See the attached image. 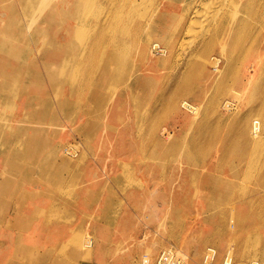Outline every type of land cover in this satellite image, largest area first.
I'll return each instance as SVG.
<instances>
[{"label":"rangeland","instance_id":"374dc122","mask_svg":"<svg viewBox=\"0 0 264 264\" xmlns=\"http://www.w3.org/2000/svg\"><path fill=\"white\" fill-rule=\"evenodd\" d=\"M208 1L0 0V264H82V250L91 264H155L164 251L201 264L207 247L219 264L240 248L239 224L249 248H264V138L247 146L232 133L235 114L264 122V0ZM52 42L62 51L45 57ZM49 228L61 235L51 243Z\"/></svg>","mask_w":264,"mask_h":264},{"label":"bare ground","instance_id":"6f19581e","mask_svg":"<svg viewBox=\"0 0 264 264\" xmlns=\"http://www.w3.org/2000/svg\"><path fill=\"white\" fill-rule=\"evenodd\" d=\"M134 1V0H133ZM166 1V0H165ZM177 1H179V0H177ZM196 1V0H195ZM210 1V0H209ZM209 1L207 2V4L209 3ZM218 1V0H217ZM217 1H214V0H212V1H210L211 3L212 2H217ZM223 1V0H222ZM205 2V1H204ZM253 2V1H252ZM251 2V3H252ZM28 3V2H27ZM39 3V2H38ZM50 3V2H49ZM173 3V2H172ZM210 3V9H209V7H208V5L207 6H205V7H207L208 9L207 10H209V11H207V10H205V12L207 11V13L206 14H208V12H210V13H212V10H211V5L213 4H211ZM245 3V2H244ZM256 3V2H255ZM129 4H130V2H129ZM128 4V5H129ZM142 4V3H141ZM206 4V3H205ZM204 4V5H205ZM221 4H222V2H221ZM242 5L243 3H241V0H224V2H223V4H222V6L224 5V7H225V9L227 10H230L229 8L230 7H232L234 10H235V8L237 9V7L239 6V5ZM250 4V3H249ZM32 5H35V4H32ZM84 5H85V3H84ZM201 5V4H200ZM203 5V6H204ZM216 5V4H215ZM219 5V4H218ZM245 5V4H244ZM259 5V4H258ZM30 6V5H29ZM37 6V5H36ZM43 7L45 6V5H42ZM47 6V5H46ZM82 6H83V4H82ZM109 6V5H108ZM111 6V5H110ZM119 6V5H118ZM186 6V5H185ZM191 6V5H190ZM262 6V5H261ZM264 6V5H263ZM23 7V6H22ZM25 7V6H24ZM27 7V6H26ZM182 7H184V6H181V8ZM192 7V6H191ZM205 7H202V11H203V8H205ZM245 7V6H244ZM257 7V6H256ZM31 8H34V7H31ZM128 8V7H127ZM189 8V7H188ZM196 8V7H195ZM219 8H223V7H218V9ZM259 7H257L256 9H258ZM262 8V7H261ZM213 9V8H212ZM217 9V10H218ZM239 9L241 10V9H243V7L242 8H240L239 7ZM44 10V9H43ZM81 10V9H80ZM126 10V9H125ZM124 10V11H125ZM128 10V9H127ZM126 10V11H127ZM211 10V11H210ZM226 10H221L222 11V13L218 16V18L216 19V20H213V24L208 28L207 27V36H208V43L210 42V40L213 38V36L215 35V33L217 34V28L220 26V25H222V23H224V21H225V19H227V18H225V13H226ZM39 11H42V8H40L39 9ZM188 11V10H187ZM214 11H216V9L214 10ZM213 11V12H214ZM247 11V10H246ZM35 12V11H34ZM129 12V11H128ZM127 12V13H128ZM135 12V11H134ZM205 12H203L204 13V15H205ZM217 12V11H216ZM215 12V13H216ZM232 12V11H231ZM253 12V11H252ZM259 12V11H258ZM28 13V12H27ZM39 13V12H38ZM130 13V12H129ZM195 14H196V12H194ZM209 13V14H210ZM218 13H219V10H218ZM224 13V14H223ZM234 11L232 12V14L231 15H233L234 16ZM240 13H242V12H240ZM256 13V12H255ZM31 14V13H30ZM29 14V15H30ZM79 14V13H78ZM87 14V13H86ZM110 14V13H109ZM123 14V13H122ZM125 14H126V12H125ZM156 14V13H155ZM155 14H154V16H155ZM199 14H201V13H199L198 12V16H199ZM238 14V13H237ZM253 14V13H252ZM34 15V14H33ZM124 15V14H123ZM162 15H164V14H162ZM189 15V14H188ZM215 15V14H214ZM214 15H212V14H210V16L211 17H213ZM254 15H256V14H254ZM258 15V14H257ZM260 15V14H259ZM258 15V16H259ZM24 16V15H23ZM31 16V15H30ZM77 16H79V15H77ZM121 16V15H120ZM165 16V15H164ZM206 16L207 15H205L204 17H205V19H206ZM216 16V15H215ZM214 16V17H215ZM232 16V17H233ZM243 16V15H242ZM129 17H131V15L129 16ZM133 17V16H132ZM131 17V18H132ZM177 17V16H176ZM186 17V16H185ZM197 17V16H196ZM200 17V16H199ZM203 17V18H204ZM240 17V16H239ZM244 17H245V15H244ZM250 17V16H249ZM248 17V18H249ZM253 17H255V16H253ZM253 17H251V18H253ZM257 17V16H256ZM255 17V18H256ZM38 19L39 17L37 16V17H33L32 19H30V20H28V22H27V24H25V26H24V31H21V34H23V32L25 33V34H27V31H31V29L32 28H34L33 29V31H34V33L36 32V27L37 26H34L35 24H37V22H36V19ZM80 18H81V16H80ZM122 18V17H121ZM126 18V17H125ZM195 18V17H194ZM198 18V17H197ZM207 18H209V16L207 17ZM243 18V17H242ZM248 18H246V19H248ZM77 19H78V17H77ZM96 19V18H95ZM127 19V18H126ZM126 19H124L123 18V20H126ZM130 19V18H129ZM176 19V18H175ZM240 19V18H239ZM25 20V19H24ZM45 20L46 21H50L51 20V16H46L45 17ZM78 20H80V19H78ZM116 20V19H115ZM195 20V19H194ZM193 20V21H194ZM197 20V19H196ZM249 20V19H248ZM257 20V19H256ZM97 21V20H96ZM127 21V20H126ZM136 21V20H135ZM210 22L211 21V19H209V20H207V22ZM231 21V20H230ZM237 21V20H236ZM235 21V22H236ZM242 21V20H241ZM263 21H264V16H263ZM20 22V21H19ZM79 22V21H78ZM113 22V21H112ZM116 22V21H115ZM124 22V21H123ZM128 22H129V20H128ZM127 22V23H128ZM137 22V21H136ZM139 22V21H138ZM243 22V21H242ZM249 22V21H248ZM247 22V23H248ZM253 22H255V20L253 21ZM22 23V22H21ZM99 23H100V21H99ZM102 23V22H101ZM100 23V24H101ZM135 23V22H134ZM146 23V22H145ZM195 23V22H194ZM211 23V22H210ZM261 23V22H260ZM33 24V25H32ZM229 24H230V22H229ZM236 24V23H235ZM251 24V23H250ZM257 24V23H256ZM17 25H18V23H17ZM99 25V24H98ZM125 25V24H124ZM142 25V24H141ZM249 25V24H248ZM129 26V25H128ZM206 26V25H205ZM204 26V27H205ZM208 26V25H207ZM242 26L243 25H241V28H242ZM263 26V25H262ZM144 27V26H143ZM148 27V26H147ZM178 27H180V26H178ZM237 27V26H236ZM239 27H240V25H239ZM238 27V28H239ZM247 28H249L250 26H246ZM59 28V27H58ZM86 28V27H85ZM93 28V27H92ZM100 28V27H99ZM103 28V27H102ZM137 28V27H136ZM135 28V29H136ZM146 28V27H145ZM155 28V27H154ZM153 28V29H154ZM190 28V27H189ZM189 28H188V30H186L187 32L186 33H191L190 31H189ZM220 28V27H219ZM241 28H239V29H241ZM247 28H245V29H247ZM252 28V27H251ZM251 28L250 29H248V30H251ZM262 28V27H261ZM91 29V28H90ZM101 29V28H100ZM99 29V30H100ZM187 29V28H186ZM254 29V28H253ZM38 30V29H37ZM130 30V29H129ZM144 30V29H143ZM169 30V29H168ZM180 30V29H179ZM179 30H177V31H179ZM232 30H233V28H232ZM235 30V29H234ZM96 31H98L97 29H96ZM136 31V30H135ZM195 31V30H194ZM193 31V32H194ZM220 31V30H219ZM230 31V30H229ZM236 31H237V29H236ZM253 31V30H252ZM262 31V30H261ZM5 32V31H4ZM150 32V31H149ZM152 32V31H151ZM157 32V31H156ZM238 32V31H237ZM241 32V31H240ZM246 33H247V30L245 31ZM254 32V31H253ZM89 33H91V32H89ZM94 33H96V32H94ZM130 33V32H129ZM196 33V32H195ZM261 33V32H260ZM263 33V32H262ZM135 34V33H134ZM140 34V33H139ZM191 34H193V33H191ZM197 34V33H196ZM230 34V33H229ZM264 34V33H263ZM5 35V34H4ZM93 35H95V34H93ZM92 35V36H93ZM130 35V34H129ZM136 35H138V34H136ZM141 35V34H140ZM166 35V34H165ZM172 35H174V33H172ZM190 35V34H189ZM195 35V34H194ZM245 35V34H244ZM252 35V34H251ZM255 35V34H254ZM253 35V36H254ZM32 36H33V34H32ZM34 36L36 37V34H34ZM96 36H99V34H97ZM95 36V37H96ZM187 36V35H186ZM197 35H195V37H196ZM90 37V36H89ZM94 37V38H95ZM130 37H132V36H130ZM134 37V36H133ZM140 37V36H139ZM138 37V38H139ZM150 37V36H149ZM166 37V36H165ZM173 37V36H172ZM193 37V36H192ZM218 37V35L216 36V38ZM235 37V36H234ZM248 37V36H247ZM258 37H259V35H258ZM32 38V37H31ZM199 38V37H198ZM246 38V37H245ZM249 38H250V36L248 37V40H249ZM90 39V38H89ZM96 39V38H95ZM98 39V38H97ZM131 39V38H130ZM252 39V38H251ZM261 39H262V37H261ZM92 40V39H91ZM157 40V39H156ZM163 40V39H162ZM170 40V39H169ZM260 40V39H259ZM96 41V40H95ZM129 41V40H128ZM135 41H138V40H135ZM141 41H143L142 39H141ZM145 41V40H144ZM182 41V40H181ZM27 42V41H26ZM29 42H30V40H29ZM92 42H94V41H92ZM98 42V41H97ZM146 42V41H145ZM183 42V41H182ZM185 42V41H184ZM195 42V41H194ZM248 42V41H247ZM87 43H90L89 41L87 42ZM107 43V42H106ZM147 43V42H146ZM156 43V42H155ZM206 43V42H205ZM205 43H203V44H205ZM207 43V44H208ZM233 43V42H232ZM243 43V42H242ZM241 43V44H242ZM27 44V43H26ZM97 44V43H96ZM99 44H100V40H99ZM123 44V43H122ZM125 44V43H124ZM148 44V43H147ZM152 44V43H151ZM154 44V43H153ZM182 44V43H181ZM257 44V43H256ZM61 43L59 42V44H56V43H54V42H52V43H50L49 44V49H47L46 51H45V53H44V56L45 57H58V53L59 52H61L62 51V49H61ZM88 45V44H87ZM127 45V44H126ZM129 45H131V44H129ZM167 45H169V44H167ZM258 45V44H257ZM256 45V46H257ZM99 46V45H98ZM208 46H210V44L208 45ZM207 46V47H208ZM255 46V45H254ZM256 46H255V48H256ZM259 46V45H258ZM117 46H115V48H116ZM120 47V46H119ZM122 47V46H121ZM126 47V46H125ZM136 47V46H135ZM206 47V46H205ZM245 47V46H244ZM243 46L241 47V49L242 48H244ZM89 49H90V47H89ZM99 49V48H98ZM120 49V48H119ZM208 49H209V47H208ZM78 50V49H77ZM87 50V49H86ZM117 50V49H116ZM207 50V49H206ZM205 50V48H204V52L206 51ZM244 50V49H243ZM38 51V50H37ZM91 51H92V49H91ZM96 51V50H95ZM131 51V50H130ZM202 51V53H203V55H204V52H203V50H201ZM242 51V50H241ZM261 51V50H260ZM82 52V51H81ZM87 52V51H86ZM85 52V53H86ZM254 52H256V50L254 51ZM253 52V53H254ZM259 52V51H258ZM94 53V52H93ZM97 53V51L95 52V54ZM119 53V52H118ZM121 53V52H120ZM155 53V52H154ZM207 53V52H206ZM250 53V52H249ZM87 54V53H86ZM220 54H221V56H222V58L223 57H227V55L224 53V51H223V48H221V50H220ZM37 55V54H36ZM85 55V54H84ZM90 55V54H89ZM114 55V54H113ZM129 55V54H128ZM153 55V54H152ZM200 55H201V53H200ZM43 56V57H44ZM86 56V55H85ZM96 56V55H95ZM100 56V55H99ZM131 56V55H130ZM202 56V55H201ZM200 56V57H201ZM37 57V56H36ZM88 56H86V58H87ZM193 57V56H192ZM90 58V57H89ZM96 58V57H95ZM100 58V57H99ZM130 58V57H129ZM197 58H198V56H197ZM205 58V57H204ZM233 58H235V57H233ZM263 58V57H262ZM228 59H230V58H228ZM187 60V59H186ZM190 60V59H189ZM202 60H203V58H202ZM0 62L2 63V64H0V76H7V74H8V71H7V66H8V64L4 61V60H0ZM98 62V61H97ZM189 62V61H188ZM225 62V61H224ZM223 62V63H224ZM259 62V61H258ZM160 63V62H159ZM64 64V63H63ZM157 64H158V61H157ZM189 64V63H188ZM196 64L198 65V63L196 62ZM201 64V63H200ZM199 64V65H200ZM60 65V64H59ZM59 65H58V67H59ZM98 65V64H97ZM193 65V64H192ZM198 65V66H199ZM232 65V64H231ZM63 66H61V68H62ZM192 67V66H191ZM224 67H226V66H224ZM229 67V66H228ZM231 67V66H230ZM196 68H198L197 66H196ZM195 68V69H196ZM60 69V68H59ZM225 69V68H224ZM63 70H65V69H63ZM223 70V69H222ZM232 69H230V71H231ZM227 71H229L228 69H227ZM226 71V72H227ZM229 71V72H230ZM32 72V71H31ZM223 72V71H222ZM229 72H228V74H229ZM264 72V71H263ZM27 73V72H26ZM193 74V73H192ZM226 74V73H225ZM231 74H232V72H231ZM27 75V74H26ZM194 75V74H193ZM204 76H206V75H204ZM261 76H263V75H261ZM191 76L189 75V78H190ZM207 77V76H206ZM223 77V76H222ZM233 77V76H232ZM186 78H187V75H186ZM186 78H184V79H186ZM188 78V79H189ZM225 78V77H224ZM224 78H222V79H224ZM227 78V77H226ZM230 78V77H229ZM221 79V78H220ZM227 80H228V78H227ZM3 81V80H2ZM184 81V80H183ZM182 81V82H183ZM209 81V80H208ZM226 81V80H225ZM6 82V81H5ZM16 82V81H15ZM222 82H223V80H222ZM230 82V81H229ZM188 83V82H187ZM186 83V80H185V84H187ZM221 83V82H220ZM240 83V82H239ZM247 83V82H246ZM251 83V82H250ZM222 84V83H221ZM183 85V84H182ZM188 85V84H187ZM225 85H226V83H225ZM227 85H229V84H227ZM11 86H12V84H11ZM184 86V85H183ZM219 86V85H218ZM222 86H224L223 84H222ZM187 87V86H186ZM220 87V86H219ZM228 87V86H227ZM230 87V86H229ZM255 87H259V86H255ZM262 87V86H261ZM15 88V87H14ZM189 88V87H188ZM213 88V87H212ZM221 88V87H220ZM185 89V88H184ZM183 88L182 89H179L178 88V90H176V93L175 94H181V93H183V94H181V95H183L184 96V94L185 93H187L186 92V89L184 90ZM223 89H225V88H222V91H223ZM230 89V88H229ZM253 89V88H252ZM255 89V88H254ZM253 89V90H254ZM188 90V89H187ZM249 90V89H248ZM256 90V89H255ZM220 91H221V89H220ZM229 91V95H230V97H239V96H241L242 94H243V92H245V91H247L246 90V87H244L243 89H238V90H235V89H231V90H228ZM258 91V90H257ZM254 92H256V91H254ZM220 93V92H219ZM251 93H252V91H251ZM10 94V93H9ZM13 94V93H12ZM174 94V95H175ZM181 95H179V96H181ZM186 95V94H185ZM226 95V94H225ZM220 96V95H219ZM250 96V95H249ZM257 96V95H256ZM4 97H7V96H4ZM217 97V96H216ZM1 98V97H0ZM174 96H172V104L174 105ZM179 98V97H178ZM218 98V97H217ZM254 98V97H253ZM210 99V98H209ZM216 99V98H215ZM2 100V99H1ZM211 100V99H210ZM183 101H185V100H182L181 102H180V105L183 103ZM217 100H215V102H216ZM250 101V100H249ZM257 101V100H256ZM264 101V100H263ZM259 102V101H258ZM2 103V102H1ZM8 103V102H7ZM6 103V104H7ZM175 103H176V101H175ZM214 103V102H213ZM264 103V102H263ZM263 103H258L257 105V108H254L255 109V111H256V113H255V116H257L258 118H261V117H264V104ZM4 104V103H3ZM24 104L25 105H27V106H29L30 108L32 107V106H34L35 105V107L37 106V109H40V107L38 106V103H35L34 101H33V98L31 97V96H26L25 97V102H24ZM213 105V104H212ZM215 106H216V104H214ZM253 105V104H252ZM211 106V105H210ZM5 107V106H4ZM62 107V106H61ZM202 107V106H201ZM204 107V106H203ZM9 108V107H8ZM67 108V107H66ZM209 108V106L206 108V109H208ZM211 108H212V106H211ZM47 109V108H46ZM62 109L64 110L65 108H63L62 107ZM68 109V108H67ZM253 109V110H254ZM211 111H212V109H210ZM206 111V110H205ZM215 111V110H214ZM38 112V111H37ZM208 112V111H207ZM213 112V111H212ZM211 113V112H210ZM38 115L39 114H41L40 112H38L37 113ZM213 115V114H212ZM235 115H237L236 117H234V119L232 120V121H234V125L232 124V129H233V132L232 133H234V135H235V137H238V139H240V140H243L244 142H245V144H247V146H248V144H250V145H255V147H256V145L257 146H260V143L258 144V136H253L251 133H250V128H248V126L250 125V123H248V117H247V115L245 116V115H239V114H235ZM234 116V115H233ZM232 117V116H231ZM230 117V119H232ZM37 118H41L40 116H38ZM259 120V119H258ZM251 122V121H250ZM228 123V122H227ZM249 124V125H248ZM230 126V125H229ZM4 129V128H3ZM217 131V130H216ZM211 132H213V130H211ZM210 132V133H211ZM209 133V132H208ZM214 133V132H213ZM216 133H219V132H216ZM231 134V133H230ZM208 135V134H207ZM213 135V134H212ZM226 135H228V134H226ZM249 135H250V137H252V142L250 143L249 142V140H248V138H249ZM204 136V135H203ZM202 136V137H203ZM209 136V135H208ZM224 136V135H223ZM207 138V137H206ZM211 138H213V136L211 137ZM202 139V138H201ZM207 141H208V139H207ZM211 141V140H210ZM25 142H26V144L28 145V147L30 146L29 145V141H28V139H26L25 140ZM206 143V142H205ZM52 146V145H51ZM211 146V145H210ZM264 146V145H263ZM55 147V146H54ZM200 147V146H199ZM227 147V146H226ZM232 147H233V145H232ZM253 148V147H252ZM260 149H261V147H260ZM259 150V149H258ZM1 151V150H0ZM3 151V150H2ZM6 153H9V151H5ZM53 161V160H52ZM53 163V162H52ZM52 167V166H51ZM253 170V169H252ZM2 171V170H1ZM61 187V186H60ZM66 192V191H65ZM9 210V209H8ZM7 210V213L8 214H10L9 213V211ZM37 217V216H36ZM247 221V220H246ZM220 222H221V220H220ZM219 222V223H220ZM213 223V222H212ZM222 224V223H221ZM230 224V223H229ZM213 226H215V225H213ZM217 226V225H216ZM223 226V225H222ZM225 226H226V224H225ZM241 224H239L238 225V228H237V233L235 234V242L236 243H238V244H240L241 246H240V248L239 249H237V248H229V247H227L226 248V250L222 253V255H221V257H220V261H219V264H222L223 263V261H225V260H228V262H230V261H235V263H237V264H248V257H250L254 252H257V254H258V257L257 256H255V257H253V260H252V264H259V263H264V248L263 247H260V248H257V249H255V248H249L247 245H246V242H247V238H248V236H246V233H244V231H245V227L243 226V228H241ZM215 228V227H214ZM221 230H222V228H220ZM227 229V228H226ZM225 229V230H226ZM220 230V231H221ZM217 231V230H216ZM223 231H224V229H223ZM223 231H222V234H223ZM217 234V233H216ZM221 234V235H222ZM233 234V235H234ZM208 235V234H207ZM252 235V234H251ZM218 236V235H217ZM208 237H210V235L208 236ZM216 237V236H215ZM220 237V236H219ZM211 238V237H210ZM234 238V237H233ZM251 238V237H250ZM203 239H206V238H203ZM253 239V238H252ZM251 239V240H252ZM87 240H89L88 238H87ZM215 240V239H214ZM257 240V239H256ZM209 241L210 240H208L207 242L209 243ZM216 241H218L217 240V238H216ZM260 241V240H259ZM204 242H205V240H204ZM215 242V241H214ZM214 242H212V245H213V243ZM230 242V241H229ZM207 243V244H208ZM232 243V242H231ZM85 244L87 245L88 244V241H86L85 242ZM203 244V243H202ZM205 244V243H204ZM203 244V245H204ZM217 244V243H216ZM230 245V244H229ZM234 245V244H233ZM215 247H216V245H215ZM217 249V248H216ZM215 249V250H216ZM46 250V249H45ZM213 250H214V248H213ZM215 250H214V252H215ZM218 250V249H217ZM32 251H33V249H32ZM203 251H204V249H203ZM203 251H202V253H203ZM34 252V251H33ZM75 251H73L72 252V254L74 253ZM167 252V251H166ZM205 252V251H204ZM30 253V252H29ZM41 253V252H40ZM177 253H178V251H177ZM176 252H174V255H176V256H178L183 262H184V259H185V256L184 255H179V254H177ZM49 254V253H48ZM255 254V253H254ZM27 255V254H26ZM50 255V254H49ZM88 255H89V253H88ZM30 256V255H29ZM73 256H74V254H73ZM32 257V256H31ZM217 258V252L215 253V256H214V259H213V264H215V262H216V258ZM30 258V257H29ZM28 258V259H29ZM33 258H34V255H33ZM92 258H93V251H92ZM32 259V258H31ZM250 260V261H251ZM43 263V262H42Z\"/></svg>","mask_w":264,"mask_h":264},{"label":"built area","instance_id":"2783aa9c","mask_svg":"<svg viewBox=\"0 0 264 264\" xmlns=\"http://www.w3.org/2000/svg\"><path fill=\"white\" fill-rule=\"evenodd\" d=\"M228 102L225 104V107L228 106ZM250 133L253 136H261L264 138V122L254 118L250 122ZM205 252L201 257V264H213V259L215 256V252L213 248L207 247L204 250ZM155 264H183V261L176 255L172 254V252H161L153 260ZM139 264H150V260L146 255H143L140 259ZM222 264H229L228 260L223 261Z\"/></svg>","mask_w":264,"mask_h":264},{"label":"crops","instance_id":"0c3cea01","mask_svg":"<svg viewBox=\"0 0 264 264\" xmlns=\"http://www.w3.org/2000/svg\"><path fill=\"white\" fill-rule=\"evenodd\" d=\"M65 232V231H64ZM61 234H64L63 232ZM60 233H57V232H52V230L49 228L48 230H45L44 233H43V237H44V240H47L48 239V243H51V240H55L56 238L60 237ZM83 250L81 251V257H80V260H81V263H87L89 262L91 264L92 262V251L89 250V255L88 253L85 254V257H83Z\"/></svg>","mask_w":264,"mask_h":264}]
</instances>
